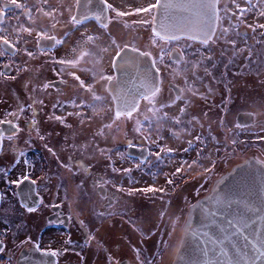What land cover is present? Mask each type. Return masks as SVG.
<instances>
[{"label":"flooded vegetation","instance_id":"af4514ba","mask_svg":"<svg viewBox=\"0 0 264 264\" xmlns=\"http://www.w3.org/2000/svg\"><path fill=\"white\" fill-rule=\"evenodd\" d=\"M246 1L248 7L232 20L229 0H217V42L231 38L229 52L264 58V47L255 54L253 23L242 13L255 0ZM156 2L0 0V264H45L41 253L53 255L51 264H129L122 241L92 245L101 240L100 226L120 229L119 217L139 209L144 181L195 178L193 166L214 150L219 156V141L203 148L191 166L167 154L174 150L167 138L201 129L187 92L196 82L187 84L183 70L213 60L212 38L199 43L158 37L151 29ZM127 49L149 54L159 84L125 110L116 108L108 85L115 79V59ZM171 50L179 61L169 57ZM198 50L205 57L198 58ZM221 54L216 68L225 59ZM201 75L200 86L212 90L203 83L206 73ZM239 112L250 113L248 124L236 123ZM237 113V128L252 131L264 123L250 110ZM190 143L187 152L197 149Z\"/></svg>","mask_w":264,"mask_h":264},{"label":"rangeland","instance_id":"374dc122","mask_svg":"<svg viewBox=\"0 0 264 264\" xmlns=\"http://www.w3.org/2000/svg\"><path fill=\"white\" fill-rule=\"evenodd\" d=\"M243 7H248V1L229 0V5L225 8L233 15V20ZM249 21L253 24L261 21L264 23L259 16L251 17ZM220 34L221 29L217 22L209 52L214 61L219 57L220 51L225 54L220 68H210L208 64L197 68L200 73H206L203 83H208L212 90L196 83L187 85L190 88H187V92L192 93L191 101L194 104L191 108L192 115L200 117V131L185 136L186 138L172 137L165 141L167 148H174L167 154L173 156L172 159L175 157L178 165L191 166L195 160L200 159L203 148L209 151L217 141L220 142L219 156L214 157V150L200 167L193 166L191 174L197 169L198 177H166L158 179L155 184L144 181L143 190H139V209L127 216L130 220L124 215L119 217L120 227L116 225L119 230L115 226L111 228L105 225L106 223L101 225V240H92L95 248L122 241L121 251L125 253L129 264H168L175 257L178 242L184 234L182 231L187 224V206L201 200L204 192L210 189L213 177L231 171L244 159H254L264 165V123L249 131L237 128L234 122L237 111L243 110L257 113L256 118L264 121V58L261 63L258 57L247 60L248 55L236 49L229 52L227 46L232 47L231 38L222 39V44L217 42ZM160 45L163 47L164 43L161 42ZM183 85L186 86L184 82ZM185 140L191 142L190 145L196 144L197 149L193 147L187 152L188 143L184 144ZM168 150L163 149V152ZM149 164L144 165L145 169ZM173 179L174 182L170 183ZM105 232L109 237H105ZM97 256H103V253L99 251Z\"/></svg>","mask_w":264,"mask_h":264},{"label":"water","instance_id":"95a60500","mask_svg":"<svg viewBox=\"0 0 264 264\" xmlns=\"http://www.w3.org/2000/svg\"><path fill=\"white\" fill-rule=\"evenodd\" d=\"M216 5L217 0H157L151 29L166 40L206 42L214 32ZM169 57L180 60L174 50ZM113 67L115 79L108 89L116 108L130 109L158 87V71L146 52L127 49L115 59ZM249 114L237 113L236 123L248 124ZM144 157L139 154V158ZM40 255L45 264L52 263L53 255ZM171 264H264L263 164L248 159L235 166L207 198L195 205Z\"/></svg>","mask_w":264,"mask_h":264},{"label":"trees","instance_id":"16d2710c","mask_svg":"<svg viewBox=\"0 0 264 264\" xmlns=\"http://www.w3.org/2000/svg\"><path fill=\"white\" fill-rule=\"evenodd\" d=\"M243 15L247 18V17H249V19H251V17H260L261 18V20L263 19L264 20V0H255V3H254V6L253 7H251L250 6V8L248 9V10H244L243 12ZM242 15V16H243ZM245 20V19H244ZM234 24V28H235V26H236V23H238V21H236V22H233ZM235 30H237L236 28H235ZM251 31H252V33L255 35V38H256V48H255V51H256V53L255 54H257V55H259V53H261V51H262V49H263V47H264V23H262V21L261 22H257L256 24H252V26H251ZM196 47H198V46H196ZM198 49H199V47H198ZM211 49H209L208 50V53H209V55H210V53L211 52H209ZM185 52H189L188 50H185ZM196 54L198 55V58H201L202 56H204L203 54H202V51H200V50H198L197 52H196ZM252 54V53H251ZM205 57V56H204ZM210 57H211V55H210ZM199 62V61H198ZM195 62V64H192V66L189 68V69H187V70H183V76H184V78H186L185 79V82H190V83H192L193 81H195L196 82V84H200L199 82H200V80H201V74L203 73H200V71H198L197 70V68H198V66H200V67H202V66H204L205 64H208L209 66H210V68L212 67H215L216 68V63H218L217 62V60H211V59H206L204 62ZM260 62L262 63L263 62V56L260 58ZM205 71V70H204ZM228 173V172H227ZM227 173H225V174H223L221 177H219L217 180H215L214 182H213V184H212V187H211V189L213 190V188L216 186V184L227 174ZM209 193V192H208ZM208 193L204 196V198L206 197V196H208ZM201 199H203V198H201ZM197 204V202L196 203H192L191 204V206H190V208H189V210H188V212H187V214H186V216H185V218H186V223L188 224L189 223V218H190V214H191V210H192V208L195 206ZM187 218H188V220H187ZM187 224H186V226H185V228L183 229V231L182 232H184V234H185V230H186V228H187ZM184 234H182L181 235V238H180V240H179V244H178V246H180V244L182 243V240H183V237H184ZM179 248V247H178ZM178 248L176 249V252H177V250H178ZM175 252V253H176ZM174 253V254H175ZM174 259V257L172 258V260ZM172 260H169L170 262L168 263V264H171V261Z\"/></svg>","mask_w":264,"mask_h":264}]
</instances>
